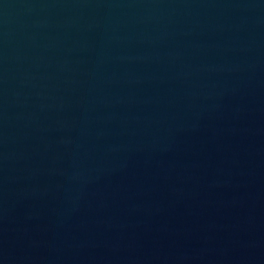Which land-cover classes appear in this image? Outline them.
Masks as SVG:
<instances>
[{"label":"water","instance_id":"1","mask_svg":"<svg viewBox=\"0 0 264 264\" xmlns=\"http://www.w3.org/2000/svg\"><path fill=\"white\" fill-rule=\"evenodd\" d=\"M0 264H264V0H0Z\"/></svg>","mask_w":264,"mask_h":264}]
</instances>
